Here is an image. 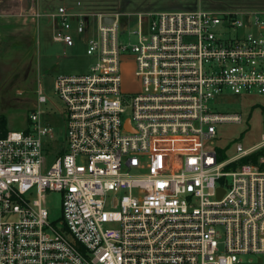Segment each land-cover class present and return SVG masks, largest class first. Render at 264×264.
<instances>
[{"label": "built area", "instance_id": "built-area-1", "mask_svg": "<svg viewBox=\"0 0 264 264\" xmlns=\"http://www.w3.org/2000/svg\"><path fill=\"white\" fill-rule=\"evenodd\" d=\"M123 15L31 13L53 42L71 47L75 34L93 62L54 79L63 140L48 167L40 84L26 128L0 136V264H264V156L240 161L264 147V110L255 145L224 158L212 145L217 124L240 121L212 102L264 95V11L244 35L230 12L138 13L132 29ZM130 58L139 89L125 92ZM47 192L60 194L58 222Z\"/></svg>", "mask_w": 264, "mask_h": 264}, {"label": "rangeland", "instance_id": "rangeland-1", "mask_svg": "<svg viewBox=\"0 0 264 264\" xmlns=\"http://www.w3.org/2000/svg\"><path fill=\"white\" fill-rule=\"evenodd\" d=\"M77 1L81 4L76 6ZM64 6L73 10L106 11L115 10L123 13L120 18L121 26L130 29L135 27L136 14L145 12H171L184 10L214 11L218 13H235L242 20L243 27L237 30L239 35L250 32L248 21L253 12L264 11V0H54L47 8ZM45 8V7H42ZM33 29V39L20 42L17 46L18 59L11 57L13 46L7 57L0 60V116L6 120L5 129L8 131L26 128L30 112L37 109V89L40 84L42 93L48 99L41 106L46 111L42 115L44 123L52 128L54 138L50 145V154L46 157L47 167L54 156L60 151L63 140L64 106L54 93V79L57 75H74L87 73L93 60L85 53V44L73 34L74 45L64 46L53 42L50 33L43 22ZM122 43H133L134 37L122 36ZM11 57V59H10ZM135 65L132 59L121 63V88L125 92L139 89V82L134 75ZM214 110L221 113L240 116V121L222 122L216 125V136L212 145L224 154L234 155L235 144L243 148L255 145L262 132V111L264 110V95L235 96L224 94L212 102ZM45 207L49 220L58 222L61 218L60 194L47 192ZM251 256L243 257L236 264H262Z\"/></svg>", "mask_w": 264, "mask_h": 264}, {"label": "crops", "instance_id": "crops-1", "mask_svg": "<svg viewBox=\"0 0 264 264\" xmlns=\"http://www.w3.org/2000/svg\"><path fill=\"white\" fill-rule=\"evenodd\" d=\"M54 0H0V60L7 57L10 45L13 46V61L20 56L17 46L33 39V29L37 27L31 13L36 9H45ZM77 1L76 6L80 8ZM45 7V8H42ZM73 9V8H72ZM10 57V59H11Z\"/></svg>", "mask_w": 264, "mask_h": 264}, {"label": "trees", "instance_id": "trees-1", "mask_svg": "<svg viewBox=\"0 0 264 264\" xmlns=\"http://www.w3.org/2000/svg\"><path fill=\"white\" fill-rule=\"evenodd\" d=\"M6 120L3 116H0V136H4L7 133V130L5 129ZM220 158H224V150H219ZM260 156H264V147L259 149L258 151L254 152L253 154L249 155L248 157L242 158L241 162H251V163H257V159Z\"/></svg>", "mask_w": 264, "mask_h": 264}, {"label": "water", "instance_id": "water-1", "mask_svg": "<svg viewBox=\"0 0 264 264\" xmlns=\"http://www.w3.org/2000/svg\"><path fill=\"white\" fill-rule=\"evenodd\" d=\"M112 20H113L112 17H104V18L102 19L103 22H111Z\"/></svg>", "mask_w": 264, "mask_h": 264}]
</instances>
